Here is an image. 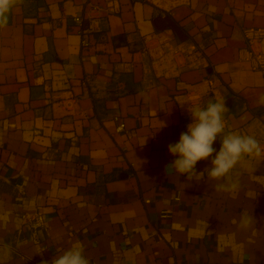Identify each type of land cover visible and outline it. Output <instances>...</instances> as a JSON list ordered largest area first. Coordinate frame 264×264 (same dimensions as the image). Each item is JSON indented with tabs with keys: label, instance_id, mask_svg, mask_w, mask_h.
I'll use <instances>...</instances> for the list:
<instances>
[{
	"label": "crops",
	"instance_id": "obj_1",
	"mask_svg": "<svg viewBox=\"0 0 264 264\" xmlns=\"http://www.w3.org/2000/svg\"><path fill=\"white\" fill-rule=\"evenodd\" d=\"M262 60L264 0H16L0 26V264L77 242L89 264H264ZM218 99L224 132L195 171L229 133L262 151L188 180L168 146Z\"/></svg>",
	"mask_w": 264,
	"mask_h": 264
},
{
	"label": "clouds",
	"instance_id": "obj_2",
	"mask_svg": "<svg viewBox=\"0 0 264 264\" xmlns=\"http://www.w3.org/2000/svg\"><path fill=\"white\" fill-rule=\"evenodd\" d=\"M16 0H0V26L8 23V14L11 12ZM264 99V98H262ZM192 122L187 125V131L180 134L178 142L170 144L168 151L178 157L171 166L179 175H186L188 180L200 181L204 178L205 171L212 180H222L228 177L231 170L245 155H259L262 151L259 142L254 136L229 133L223 136L220 150L211 160V168L204 172H196L197 162L213 156L216 151L213 143L224 132L225 124L223 113L227 111L223 99L210 101L206 107L199 106L188 109ZM166 126L162 122V127ZM237 187L235 183L217 184L220 191H230ZM252 222V217H241V226L247 227ZM51 264H89L84 255L83 246L79 242L63 254L54 258Z\"/></svg>",
	"mask_w": 264,
	"mask_h": 264
},
{
	"label": "built area",
	"instance_id": "obj_3",
	"mask_svg": "<svg viewBox=\"0 0 264 264\" xmlns=\"http://www.w3.org/2000/svg\"><path fill=\"white\" fill-rule=\"evenodd\" d=\"M97 8V6H93V9H96ZM75 20L78 22V23H81L82 21H83V17H75ZM82 44L83 45H88L89 44V42H88V40H87V38L86 37H83V39H82ZM257 58H262V57H260L259 55H258V57ZM260 64H264V61L262 60L261 62H260ZM125 128V123L123 122V121H121L120 122V124H119V126H118V130H123ZM164 214H166V213H164ZM24 219L28 222V221H32L33 219L35 220L34 221V223H33V225L36 227V226H39V225H41V223H42V221H43V215H42V213L41 212H36L35 214H34V217L32 216V217H30V215H27V216H25L24 217Z\"/></svg>",
	"mask_w": 264,
	"mask_h": 264
}]
</instances>
